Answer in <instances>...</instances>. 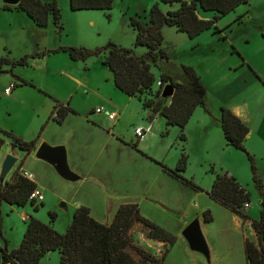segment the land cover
<instances>
[{
	"label": "rangeland",
	"instance_id": "374dc122",
	"mask_svg": "<svg viewBox=\"0 0 264 264\" xmlns=\"http://www.w3.org/2000/svg\"><path fill=\"white\" fill-rule=\"evenodd\" d=\"M57 1L64 28L61 32L52 20L43 29L37 28L30 22L34 27L32 28L25 25L22 20L19 22L16 12L7 14L4 10H0L2 56L11 61L19 60L25 55L30 56L27 66L4 64L2 69L5 72L0 73V83L8 78L9 83L19 84L16 77L29 83L16 87L12 96L4 97L5 91L0 93V140L3 141L0 150V189L13 179L15 171L22 166L23 171L34 176L37 190L44 197L42 202L37 201L35 205L29 202L25 206L10 205L1 201L0 242L3 246L5 242H13L17 238L20 239L21 244L26 231L24 220L28 216L49 223L51 220L49 214L55 213L56 220L53 225L55 224L56 229H62L63 225L65 227L67 224L68 215L73 219L75 209L79 205H89L94 216L107 221L111 218L106 217L109 210L107 207L110 208L112 204L118 203L121 205L132 203L133 198L137 202V197L133 195L146 192L145 186L152 181L157 169L155 162L142 152H137L131 144L133 135L136 139L135 128L138 123L152 125L153 131L160 130V139H154L157 147H160V142L167 141L171 153H177L183 146L178 128L167 127L166 121L161 117L150 120L151 113L144 109L139 99L130 98L116 88L113 73L103 65L104 54L93 55L82 61L73 60L65 52H47L62 46L96 51L113 43L134 50L138 56L144 55L147 48L135 45L137 33L131 26V17L139 15L141 22L148 24L150 10L153 5L159 3V0H115L113 8L109 11H72L69 0ZM159 5L163 12L168 11L167 4L160 2ZM248 5L247 8L241 6L221 18L217 23L220 32H216L215 29L207 30L194 39L178 32L174 27L164 26L162 29L164 40L161 47L167 52L169 60H161L158 66L153 68L157 80L155 88L147 92L148 95H143L142 99H152L154 91L159 87L158 80L162 74L170 75L174 81L186 82L183 66L192 67L196 73L203 75L208 100L214 98L215 101H220L217 96L220 85L223 88L230 80L238 79V88H236L237 84H233L219 96L226 100L231 93L234 95L236 90H244L236 102L249 101L251 104V112L254 115L252 123L248 125L249 128H253V133L246 139L247 153L225 146L226 144L215 143L209 137L202 136V131L197 129H192L193 140L190 139L186 143V148L191 154L190 158H195L192 170L195 169L197 173L196 183L204 190L207 182L209 187L213 185L216 174L213 170L217 171V174H222L227 168L233 169L241 178L242 187L250 194V212L258 220L261 211L260 184L254 177L256 176L264 186V129L259 125L264 120V79L263 81L255 79L253 84L251 81L246 83L245 76L232 75L234 73L229 70L231 62L242 61L240 53L243 58H245L244 54L252 58L253 65L261 69L264 74V0H249ZM245 11L246 15L238 19V16H242ZM205 14L209 16L213 13ZM11 15H15L16 18H12ZM91 21L94 23L91 24ZM4 44L7 46L6 49L3 48ZM234 49H237L238 53H234ZM243 68L254 71L249 65ZM255 74L259 77L256 72ZM73 93L75 95H72ZM68 98H72V105L79 113L68 115L69 117L59 124L52 119V111L57 101H65L71 105ZM129 100L131 103H128ZM91 106L107 109L127 106L128 110L126 114L122 113L125 116H119L111 122L112 127L108 125L103 127L94 125L86 119L84 113ZM86 116L91 120L101 115L93 113ZM115 126H118L117 129H114ZM217 128L220 129L219 126ZM169 130L170 135H168ZM7 133H12L25 142L37 140L36 148L44 143L52 147H55L53 144L63 146L67 154L68 167L76 174V178H63L51 164L37 159L35 151L27 154L14 147L12 138L8 137ZM81 136L89 142L87 143L89 147L74 159L68 155L67 148L70 154L76 155V152H80L82 144L77 148L76 145L80 143ZM9 155L16 157L18 161L8 175L1 178L3 163ZM170 155L167 157V162L174 166ZM163 156H168L167 151ZM78 167L79 171H75ZM191 176L187 171L185 177L190 179ZM212 178L214 180H211ZM186 191L195 197L190 207L192 210H197L195 204L204 197V194ZM181 199L187 202L189 197L184 194ZM148 201L149 199L142 195L137 202L141 215L147 216L151 200ZM187 208L191 211L189 207ZM159 212L160 209L153 217L156 220L162 218ZM162 224L166 225L165 222ZM174 224L175 222L167 226L175 230ZM128 237L130 245L125 251L133 261L136 264H150L149 258L156 254L158 248L154 241L147 237V230L139 221L133 223ZM216 238L220 244L219 249L225 248L221 243L224 242L223 236L216 234ZM233 238L229 241L232 242ZM231 249L224 250L219 259L210 255L208 258L202 255V259L205 264H229L227 261L235 253L233 246ZM196 253L191 250L188 256L174 253L170 261L178 264H196L191 258L195 257L194 255L201 256ZM238 262L243 264L241 256L238 257ZM39 264H60L59 252L48 253Z\"/></svg>",
	"mask_w": 264,
	"mask_h": 264
},
{
	"label": "trees",
	"instance_id": "16d2710c",
	"mask_svg": "<svg viewBox=\"0 0 264 264\" xmlns=\"http://www.w3.org/2000/svg\"><path fill=\"white\" fill-rule=\"evenodd\" d=\"M114 1L69 0V3L72 11H109L113 8ZM160 2L171 6L172 9L163 12L160 9ZM248 2L249 0H159V3L153 5L150 10L148 24L142 23L139 15L131 17V26L137 33L135 45L147 48V52L141 56L136 55L132 49L122 48L113 43L96 51L62 46L47 52H65L73 60L82 61L93 55L104 54L103 65L113 73L114 83L119 91L139 101L142 100L144 109L151 113L150 120L159 114L166 119L167 126H177L183 129L195 109L204 106L207 95L205 84L192 67L183 66L187 77L184 83L174 81L168 74H162L158 80L159 87L154 91L152 99H142L143 95H148L147 92L155 88L157 80L153 68H156L161 60H169L167 52L161 47L164 40L162 28L164 26L174 27L191 39L211 29L220 32L217 26L218 21ZM4 9L25 12L40 29L46 28L51 20L59 32L64 29L57 0H21L15 6L5 5ZM200 11L210 12L213 15L210 19H203L198 15ZM29 57L25 55L16 61L1 58L0 73L5 72L2 69L4 64L27 66ZM16 78L19 84H14V88L29 84L20 77ZM165 84H170L174 88V94L170 98L162 97V88ZM220 110L218 125L227 144L247 153L244 142L250 132L249 127L230 109L222 107ZM70 113L77 114L69 105L65 106L57 101L52 111V119L62 124ZM7 135L12 138V145L21 151L27 154L36 151L37 140L25 142L12 133H7ZM180 136L182 140H185L183 132ZM2 144L3 141L0 140V150ZM138 145L139 142H134L132 146L137 148ZM186 164L187 155L183 152L174 170L164 165L162 167L176 179L194 189H199L192 181L180 175V172L185 170ZM19 168L15 171L13 179L1 187L0 204L1 201L18 206H25L29 202L31 205L36 204L35 200H30V196L38 189L37 185L34 181L25 178ZM252 169L255 173L254 166ZM254 178L260 184L261 195L260 218L253 224L258 236V244L247 242L245 252L247 264H264V186L256 176ZM210 195L232 212L245 216L242 210L245 209L244 204L250 201V194L228 173L216 175ZM49 216L51 218L49 223L30 218L23 240L17 249L8 251L6 243L5 246L0 247V264H39L52 251L59 252L60 264H136L125 251L130 245L128 232L135 221L142 223L149 239L170 244H174L176 239L170 232L143 217L139 206L135 203L120 205L109 225L97 221L91 216L90 208L81 205L76 208L72 222L63 234L57 232L51 225L56 220V214L51 212ZM205 220L207 222L212 220L209 213L205 215ZM164 256L165 254L161 259L151 257L149 263L160 264Z\"/></svg>",
	"mask_w": 264,
	"mask_h": 264
},
{
	"label": "crops",
	"instance_id": "0c3cea01",
	"mask_svg": "<svg viewBox=\"0 0 264 264\" xmlns=\"http://www.w3.org/2000/svg\"><path fill=\"white\" fill-rule=\"evenodd\" d=\"M43 1H48V0H43ZM6 4H4L2 2V0H0V10H4L5 12H7V14H14V12H16V14H18V18H19V22L22 20L23 23L25 25L31 26L32 28L34 24V22L28 17L26 16L27 14L25 12L22 11H14V10H5L4 6ZM241 6H249L248 3L247 4H243ZM239 6V7H241ZM238 7V8H239ZM168 10H171V6L167 5ZM83 11H98V10H83ZM100 11V10H99ZM236 11V10H235ZM206 12L202 13V11L198 12V15L200 18L203 19H210L212 17L213 14H209V16H207L205 14ZM248 13V11H247ZM26 14V15H25ZM246 15V11L242 13V16H238V19H241V17ZM12 18H16L15 15H11ZM10 18V17H8ZM33 24H31V23ZM94 22L91 21V24H93ZM12 25V24H10ZM23 25V24H22ZM37 27V26H36ZM38 28V27H37ZM163 29V28H162ZM219 29V27H218ZM34 30V29H32ZM198 37V36H197ZM196 38V37H195ZM194 39V38H193ZM4 49L7 48V46L4 44L3 46ZM56 49V48H54ZM52 50V49H51ZM234 53H238L237 49H234ZM242 51V50H241ZM239 56L242 58V61L240 62H231V68H229L230 72L234 73L232 75H239L241 76H245V82L249 83V81H251V83L253 84L255 82V79L259 80V81H263L264 79V74L261 72V69H259L258 67H255L252 63V58L246 57L245 54L243 55L245 58H243L240 53ZM4 58L1 54V49H0V59ZM11 61V60H10ZM242 63V64H240ZM253 67L254 71L259 75V77L255 74L254 71L252 70H247L244 69L243 67L248 66ZM3 68V66H2ZM198 74V73H197ZM199 75V74H198ZM231 75V76H232ZM201 80L203 81V83L205 84V80L203 75H199ZM10 80L8 78L5 79V81L3 83H0V93L5 91V89H7L11 84H16L14 83H9ZM233 84H237L238 88V84L239 81L238 79H233L230 80V82L227 83V85L225 84V86L220 85L221 87L219 88V94H217V96L220 98V101H215L214 98L208 100V97H205V103L204 106H199L195 109L193 115L191 116L188 124L183 128H179L177 126H167V127H176L178 128V133L181 135V133L183 132L185 135V140L181 139L180 136V140L183 141L181 142V144H183V146L180 147V151H178L177 153H171V150L169 148V142L167 141H162L160 142V147H157L156 142H154V139L159 138V131H153V127L151 125V130L150 133L147 137L146 140L139 142V145L137 146L136 151L137 152H142L144 155L148 156V158L155 162V164H157V169L155 170V175L152 178V181L150 183H147V185L145 186L146 188V192H144V194H134L133 197H137V202L139 201L140 197L142 195H145L147 197V200L149 199V207L147 209V216L146 214L142 216H144L145 218H147L148 220H150L151 222L159 225L160 227H163L165 230H167L168 232H170L172 235L175 236V242L174 244H170L169 242H165V241H157V240H153L154 243L156 244V247L158 248L156 251V254L152 255L153 257L157 258V259H161V257L165 254L164 259L162 260V262H160V264H178V262H172L170 261V258L173 256V254H184L186 256H188V253L190 252V248L189 245L187 243V241L185 240V238L182 236V232L185 229V227H187L193 219H198L199 223H200V227L201 230L203 232V235L205 237V240L207 242L208 248H209V255L212 256L213 258H220L222 252L224 250L229 251L232 250L231 247L233 246V253L230 257V260L227 261L229 264H240L238 262V257H242L243 258V264H247V257H246V252H245V248H246V243L247 242H252L254 244H258V236L257 233L253 227V224L255 221H258L257 218L254 216V214H252V212H250L251 210V203H250V207L248 209H244L242 210V212L245 214V216H242L240 214H236L234 212H232L229 208L224 207L223 205H221L218 201H216L215 199H213L210 195V191L212 189V186L209 187L208 183L206 184L205 190L202 189L197 183V173L196 170L193 169L192 170V164L195 161V158H190L191 154L188 153L187 148H186V143L193 138L191 137V131L192 129H197L199 131H202L203 135L202 136H206L207 138L209 137L211 140L215 141V143H219V144H223L225 146L229 145L227 144L225 137L223 135V132L217 128L219 125V118L221 115V108L222 107H226L228 109H230L239 119H241V121L243 123H245L248 127V123H252L253 120V115L251 112V104L249 101H242V102H236L237 99L240 97L241 93L244 90H236V93L233 95V93H231L229 95L228 98H222L221 96H219L220 94H222V91L226 90L229 88V86L233 85ZM5 85V86H4ZM4 86V87H3ZM206 86V85H205ZM241 87H245L243 85H239ZM16 88V87H15ZM14 88V89H15ZM14 89L12 90V92L10 94H6L4 97H8V96H12L14 93ZM17 94V91L15 92ZM15 94V96H16ZM72 95H75V93H73ZM3 96V95H2ZM130 98H134L137 99L135 97H130ZM68 102L71 104L69 105L71 108H73L77 113L78 110L72 105V98H68ZM141 104L142 102L139 101ZM63 103L65 106L68 105L67 103L61 102ZM128 103H131V100L128 101ZM99 108H104V107H99ZM96 109L94 106H91L90 108H88L86 110V112L84 113L86 119L88 121H91L94 125H98V126H113L111 124V122L114 121H110L108 119V117L104 114H98L96 113ZM106 111L112 112V113H116L117 117L122 116L124 114H126L128 108L126 106V108L123 107H116L115 109H110V108H104ZM93 113H96L97 115H101V116H105V117H98L95 116V118L89 120L90 118H88L86 115L87 114H91L93 115ZM124 113V114H122ZM70 115H78V114H72L70 113ZM68 116V117H69ZM125 116V115H124ZM67 117V118H68ZM155 117H161L163 118L165 121L166 119L162 116H160L159 114ZM97 118V120H96ZM118 119V118H117ZM152 124V122H149V124ZM260 127H263L264 129V120H262V122L259 123ZM97 126V127H98ZM132 126V125H131ZM149 125L145 124V123H138L136 125V127H148ZM118 126H115L114 129H117ZM100 128V127H99ZM250 132L247 135L246 139L248 138V136H252L253 133V128H249ZM171 131H168V135H170ZM130 135V133H127ZM133 133L131 134L132 138ZM113 136V135H112ZM179 137V135H177ZM80 143L78 145H76V148L79 147V145L82 144V149L80 152H76V155L74 154H70L69 152V148L68 149V155H71L72 158L76 157L77 155H79L80 153H84L85 150L89 147L87 143H89L85 137L81 136L80 138ZM224 140V141H223ZM134 142H137L136 139L134 138L133 135V139H131V144H134ZM214 143V144H215ZM246 143V140L244 142V145ZM212 144V145H214ZM55 146H57V144H53ZM169 148V149H168ZM168 149V150H167ZM165 151H167V155L168 156H163ZM185 152V154L187 155V164H186V168L184 171L180 172V175L187 179L185 177L186 172L188 171L189 173H191V180L187 179L189 181H192L197 187H199V189H194L191 186L185 184L183 181L176 179L175 177H173L169 172L165 171L162 167V165L166 166L169 169L174 170L178 163H179V159L181 158L182 153ZM171 154V155H170ZM169 155L172 157V161H173V165L172 164H168L167 162V157H169ZM75 159V158H74ZM189 161V162H188ZM77 163V162H75ZM20 170H22V166H20L19 168ZM79 167L77 168V170L75 171H79L78 170ZM120 170V169H119ZM192 171V172H191ZM214 173L217 174V171L213 170ZM224 173H228L231 177L235 178L237 183H239L241 186L242 182H241V178L238 176V174L230 168H227L225 171H223ZM79 173V172H76ZM216 174H215V178H216ZM188 177V176H187ZM211 180H214V178H212ZM212 183V181H211ZM186 190H191L193 192H202V194H204V197L202 199L198 200V203L195 204V208L197 210H192L190 205L192 203V199H194L195 197H193V195L191 193H189ZM187 195V197H189V202H184L182 201V197L183 195ZM200 196V195H199ZM44 201V199H43ZM132 203H136L135 199L133 198V200H131ZM250 202V201H249ZM83 206H87L88 208H90L91 211V216L93 218H95L97 221L105 224V225H109L117 210L119 209L121 204H112L110 206V208L107 207L108 210V214H107V219L110 218V220L107 221H102L100 220V218H98L97 216H94L93 212H92V208L87 205V204H82ZM81 206V205H79ZM79 206H77L76 208H78ZM159 207V208H158ZM189 207L191 209V211L188 210ZM160 209V214L162 215L161 220H156L154 217V215L157 213V211ZM76 210V209H75ZM207 213H209L210 217L212 218V220L210 222H207L205 220V215H207ZM109 215V216H108ZM105 217V216H104ZM31 217L28 216V218L25 221L26 224V228H27V223L29 222ZM165 222L166 225H163L162 222ZM55 222V221H54ZM53 222V223H54ZM72 222V218L71 216L68 215L67 217V221H66V225L64 227H62V229H56L55 224L53 225V223L51 224L52 227L59 233H65L66 230L68 229V227L70 226ZM175 226V230H172L171 228H169L167 225H171L172 223H174ZM140 224H142L139 221ZM213 224V225H212ZM217 225V226H216ZM23 231H21L22 233ZM216 234H220V236H223L224 242L223 245H225V248L219 249L220 244L219 241H217L216 238ZM233 237H237V238H233ZM234 239L232 242H230V239ZM152 240V239H151ZM230 242L228 244V246H226V244ZM7 245V249L8 251L17 249L20 246V239L17 238L15 241L13 240V242L7 241L5 242ZM233 244V245H232ZM3 245L0 242V247H2ZM5 246V245H4ZM192 251V250H191ZM177 252V253H176ZM194 252V251H192ZM50 253V252H49ZM198 254V253H196ZM195 257H191L193 258V262L196 264H205L203 261V256H198V255H194ZM220 256V257H219ZM60 257V254H59ZM1 260V259H0ZM219 264V263H217Z\"/></svg>",
	"mask_w": 264,
	"mask_h": 264
},
{
	"label": "water",
	"instance_id": "95a60500",
	"mask_svg": "<svg viewBox=\"0 0 264 264\" xmlns=\"http://www.w3.org/2000/svg\"><path fill=\"white\" fill-rule=\"evenodd\" d=\"M21 0H3V3L9 6H15L20 3ZM174 94V88L172 85L168 84L162 91V97L170 98ZM35 156L37 159L46 161L51 164L57 172L66 179H75L76 174L73 173L67 164V154L63 146H49L46 143L41 144L35 151ZM17 158L9 155L6 157L1 172V178H5L8 173L13 169L17 163ZM65 206V204H63ZM182 236L187 241L189 248L197 252L205 258L209 257V248L203 232L200 227L198 219H194L182 232Z\"/></svg>",
	"mask_w": 264,
	"mask_h": 264
},
{
	"label": "built area",
	"instance_id": "2783aa9c",
	"mask_svg": "<svg viewBox=\"0 0 264 264\" xmlns=\"http://www.w3.org/2000/svg\"><path fill=\"white\" fill-rule=\"evenodd\" d=\"M13 89H14V84H11L5 90V93L6 94H10ZM96 113L106 115L110 121H115L117 119V114L116 113H112V112L106 111L104 108L96 109ZM150 130H151V126L150 125L148 127H136L135 128L136 141L137 142H142V141L146 140L147 136L150 133ZM22 175L25 178H27V179H29L31 181H34V176L31 173L22 170ZM43 199H44V197H43L42 193L38 192V190L34 191L32 193V195L30 196V200H35L36 202L37 201L42 202ZM249 207H250V202H246L244 204V208L248 209ZM7 264H11V263H7Z\"/></svg>",
	"mask_w": 264,
	"mask_h": 264
}]
</instances>
